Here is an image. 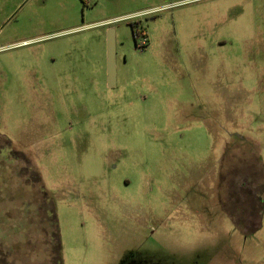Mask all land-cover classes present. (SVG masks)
<instances>
[{"label": "rangeland", "instance_id": "rangeland-1", "mask_svg": "<svg viewBox=\"0 0 264 264\" xmlns=\"http://www.w3.org/2000/svg\"><path fill=\"white\" fill-rule=\"evenodd\" d=\"M45 194L61 264H264V0H0V264Z\"/></svg>", "mask_w": 264, "mask_h": 264}, {"label": "trees", "instance_id": "trees-1", "mask_svg": "<svg viewBox=\"0 0 264 264\" xmlns=\"http://www.w3.org/2000/svg\"><path fill=\"white\" fill-rule=\"evenodd\" d=\"M133 36L136 38L138 35L133 34ZM6 144H7V141H6ZM8 144H9V142H8ZM20 156H23V155L20 154ZM43 203H44L43 204L44 213L47 216V221H48L47 224L49 226V230L47 233L48 241H49L50 245L53 246L52 252L55 255L54 259H55L56 264H61L58 221H57V217H56V214L54 211V207H53L52 203L50 202V200L46 194L44 195ZM252 207H253V205H252ZM238 223L240 224V221Z\"/></svg>", "mask_w": 264, "mask_h": 264}, {"label": "water", "instance_id": "water-1", "mask_svg": "<svg viewBox=\"0 0 264 264\" xmlns=\"http://www.w3.org/2000/svg\"><path fill=\"white\" fill-rule=\"evenodd\" d=\"M107 79L108 86L113 87L115 84L116 68H115V56H116V40L115 31L109 29L108 41H107Z\"/></svg>", "mask_w": 264, "mask_h": 264}, {"label": "crops", "instance_id": "crops-1", "mask_svg": "<svg viewBox=\"0 0 264 264\" xmlns=\"http://www.w3.org/2000/svg\"><path fill=\"white\" fill-rule=\"evenodd\" d=\"M7 1V0H5ZM103 25V24H101ZM253 208L250 207L249 211H245L243 212V217L242 218H239V220H241L242 222H240V224H238L239 226H241V231L242 233H245V234H250V233H253L257 230V227H256V222L257 221V216H255V212H253L252 210Z\"/></svg>", "mask_w": 264, "mask_h": 264}, {"label": "built area", "instance_id": "built-area-1", "mask_svg": "<svg viewBox=\"0 0 264 264\" xmlns=\"http://www.w3.org/2000/svg\"><path fill=\"white\" fill-rule=\"evenodd\" d=\"M144 47V46H143Z\"/></svg>", "mask_w": 264, "mask_h": 264}]
</instances>
